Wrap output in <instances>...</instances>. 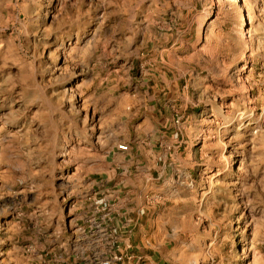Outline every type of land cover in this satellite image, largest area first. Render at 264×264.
I'll list each match as a JSON object with an SVG mask.
<instances>
[{
    "label": "rangeland",
    "instance_id": "1",
    "mask_svg": "<svg viewBox=\"0 0 264 264\" xmlns=\"http://www.w3.org/2000/svg\"><path fill=\"white\" fill-rule=\"evenodd\" d=\"M106 260L264 264V0H0V264Z\"/></svg>",
    "mask_w": 264,
    "mask_h": 264
},
{
    "label": "crops",
    "instance_id": "2",
    "mask_svg": "<svg viewBox=\"0 0 264 264\" xmlns=\"http://www.w3.org/2000/svg\"><path fill=\"white\" fill-rule=\"evenodd\" d=\"M141 226V225H140ZM140 226H138V225H134V227L135 228H137L136 229V231L134 232V235H132L133 236V242L136 240V238L138 237V236H140V230H141V227ZM134 229V228H133ZM138 242H142V239H138L137 240ZM137 247H138V245H136Z\"/></svg>",
    "mask_w": 264,
    "mask_h": 264
},
{
    "label": "built area",
    "instance_id": "3",
    "mask_svg": "<svg viewBox=\"0 0 264 264\" xmlns=\"http://www.w3.org/2000/svg\"><path fill=\"white\" fill-rule=\"evenodd\" d=\"M122 148H124V147H122ZM114 258V257H113ZM121 260V258H114V259H112V260ZM101 264H111V260L109 261V260H106V261H104V262H102Z\"/></svg>",
    "mask_w": 264,
    "mask_h": 264
},
{
    "label": "bare ground",
    "instance_id": "4",
    "mask_svg": "<svg viewBox=\"0 0 264 264\" xmlns=\"http://www.w3.org/2000/svg\"><path fill=\"white\" fill-rule=\"evenodd\" d=\"M238 125V124H237ZM248 125V124H247Z\"/></svg>",
    "mask_w": 264,
    "mask_h": 264
}]
</instances>
